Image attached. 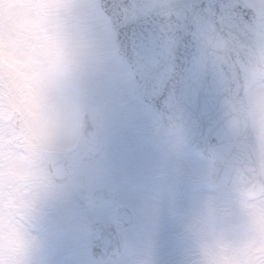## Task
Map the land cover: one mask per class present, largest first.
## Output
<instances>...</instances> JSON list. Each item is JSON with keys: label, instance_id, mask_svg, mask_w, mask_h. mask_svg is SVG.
Masks as SVG:
<instances>
[{"label": "rangeland", "instance_id": "374dc122", "mask_svg": "<svg viewBox=\"0 0 264 264\" xmlns=\"http://www.w3.org/2000/svg\"><path fill=\"white\" fill-rule=\"evenodd\" d=\"M252 3L259 10V42L264 55V47L260 41V32L264 27V0H252ZM60 7L64 17L62 24L69 30L72 38V54L52 72L38 74V87L30 114L33 122L41 129V134L38 139L30 138L21 144L14 139L15 128L11 121L0 118V264H96L88 254V246H85V241L89 237V225L66 224L59 232H51V227L47 223L50 207L45 204L49 193L35 192V183L32 188L30 185H25L29 180L32 182L46 180L45 168L40 159L41 148L38 145L39 142L44 143V140L51 146L64 148L63 152L69 156L71 164L77 165V170L81 167L76 141L80 129L81 109L83 115L85 105L81 97L86 88L92 90L91 99L93 98L94 105L99 103V99L104 95L122 92L127 94L130 88L127 79L129 73L113 58L111 30L100 12L98 1L61 0ZM75 54L76 59L73 58ZM125 74L127 78L121 76ZM84 79L86 81L82 85ZM107 79L113 85L108 86L110 83L105 81ZM257 96L261 107L256 105ZM248 99L254 111L253 122L261 126L259 123H264V71L255 79ZM122 100L129 108L128 100L125 97ZM259 110H263V114H260ZM129 114L133 117L131 110ZM123 123L129 127V122ZM130 126L132 131L130 140L134 139L142 146L147 140L148 128L145 125L132 128V121ZM112 127L114 131L122 128L124 130L121 123L118 125L115 122ZM141 129L144 130L143 135ZM123 137L125 141H118L128 145L129 149L138 145L131 144L127 136ZM150 140L151 137L147 140L149 144L144 146L145 150L142 151L138 147L135 151L131 150L127 153L126 160L123 156L119 157L118 160L121 161L119 166L110 164L107 160H103V163L95 161L90 163L85 171L92 170L97 175L101 172L105 177L115 171L125 176L128 170L131 173L130 182L135 186L136 195L139 191L143 194L155 191L154 187L159 181L158 175L162 172L160 166L166 161L171 163V172L176 180L179 179L176 175L184 178V169L177 159L169 154V148L167 146L163 148L161 144L163 142ZM74 148L75 150L72 151ZM147 155H150L151 160L147 159ZM20 157L22 159H19ZM196 161V172L199 173L203 170L205 161L200 159ZM35 171L37 172L33 173ZM87 176L91 177V174ZM160 180L162 181L159 182L168 188L178 186L180 200L186 205L189 215L200 206L203 198L211 193L204 184L187 189L183 181L178 180L179 185H177L163 177H160ZM85 182L93 183L92 180ZM163 184H158L162 192H164ZM57 194L58 197L62 195L60 192ZM29 199L30 203H28ZM145 200L146 205H138L141 214L140 223L144 227L143 236L135 237L131 255L107 264L114 262L131 264L141 254L148 252L154 256L152 257L154 264H160L159 259L169 253V250H176L177 241H190L183 232L186 224L184 219L177 224L174 232L173 225L170 226L158 215V210L155 208L158 205H149L157 201L151 198ZM98 215L93 214V218H98ZM164 229L166 238L163 237ZM158 255L161 256L157 257Z\"/></svg>", "mask_w": 264, "mask_h": 264}, {"label": "clouds", "instance_id": "9594fccd", "mask_svg": "<svg viewBox=\"0 0 264 264\" xmlns=\"http://www.w3.org/2000/svg\"><path fill=\"white\" fill-rule=\"evenodd\" d=\"M60 4L61 0H0V118L13 122L14 139L21 144L41 134L30 114L38 74L52 72L72 54ZM188 134L181 142L167 141L172 157H183ZM250 144L246 157L227 165L211 155L204 157L196 182L211 193L183 229L193 245L188 264H264V141L253 134ZM132 251L126 248L124 256ZM134 264L154 260L145 255Z\"/></svg>", "mask_w": 264, "mask_h": 264}, {"label": "snow or ice", "instance_id": "6c2138e0", "mask_svg": "<svg viewBox=\"0 0 264 264\" xmlns=\"http://www.w3.org/2000/svg\"><path fill=\"white\" fill-rule=\"evenodd\" d=\"M112 20L116 41L122 50L134 91L128 97L134 117L133 127L158 123L164 127L182 126L201 136L207 133L203 156L223 153L230 140L226 135L221 101L230 90L223 76L232 78L231 61L201 67L202 56L193 29L187 25L168 40L154 22L142 17L125 20L126 0H108L103 6ZM210 19L224 40L244 43L257 19L252 0H198L192 5ZM232 57L228 51L226 59ZM110 200L106 198L103 203ZM136 199L130 196L114 213L113 226L124 229L134 220Z\"/></svg>", "mask_w": 264, "mask_h": 264}, {"label": "water", "instance_id": "95a60500", "mask_svg": "<svg viewBox=\"0 0 264 264\" xmlns=\"http://www.w3.org/2000/svg\"><path fill=\"white\" fill-rule=\"evenodd\" d=\"M100 2L103 6L108 0H100ZM126 2L129 7L121 12V16L125 20L142 17L154 22L160 33L168 40H173L178 31H183L187 25H191L193 39L201 50L202 68L213 63H229V60L231 61L232 78L229 79L222 74L223 82L230 90L221 101L224 127L230 143L223 153L211 155L209 150L208 156L211 155L226 165L246 157L251 150L250 137L253 135L246 95L252 81L263 66L257 42L258 15L255 24L249 29L246 41L240 43L231 39L224 40L215 32L210 19L194 11L192 5L198 0H126ZM110 23L113 27L112 20ZM113 30L115 34L114 27ZM116 44L119 54L126 62L117 41ZM229 50L232 52V57L226 59ZM83 128L84 134L80 139V155L83 160H88L92 156L98 157L104 147V136L99 125L98 113L91 107L86 109ZM186 132L187 130L179 125L167 128L160 125L159 127L161 135H175L181 141L185 139ZM206 140L207 133L201 136L199 132L190 131L186 146L203 156L202 153L207 147ZM45 159L52 178L58 183L66 182L70 175L67 169V159L57 153H45ZM109 197L112 198L106 191H97L92 198L93 207L95 209L102 207L103 202ZM91 240L92 256L97 261H103L108 257L120 259L126 248H129V243L111 223L96 224L91 233Z\"/></svg>", "mask_w": 264, "mask_h": 264}, {"label": "flooded vegetation", "instance_id": "af4514ba", "mask_svg": "<svg viewBox=\"0 0 264 264\" xmlns=\"http://www.w3.org/2000/svg\"><path fill=\"white\" fill-rule=\"evenodd\" d=\"M99 104L100 122L105 134V140L107 144V147L105 149V151L107 150L105 153L106 157L108 155H113L117 153V147L115 146V139H117V135L112 125H115V122L116 124H118L120 118H123L127 114H129L130 108H128L125 104L119 103L117 101L115 103V98L108 99L107 97H105L103 100L99 101ZM85 172L86 171H80L77 173V175L72 176L74 182H76V180H79V182L82 183V180L85 181L86 178L89 179V177L85 175ZM92 181L93 183L89 182V187L87 189L84 188V190L81 192L82 195L88 197L87 192L93 187H105L112 190L115 193V206H105L104 208H102L101 210L103 211V217L101 220L113 221L115 216V209L121 207L130 196H133V193L127 192V190L123 189L122 184L124 182V178L119 175L118 172L108 173V175L105 177H103V173L101 172L98 173V175L94 174ZM73 186L76 188L75 183H73ZM78 189H80V187H78ZM134 197L136 199V196ZM136 205L138 204L136 203ZM119 230L130 240H133L136 235L134 230V224Z\"/></svg>", "mask_w": 264, "mask_h": 264}, {"label": "trees", "instance_id": "16d2710c", "mask_svg": "<svg viewBox=\"0 0 264 264\" xmlns=\"http://www.w3.org/2000/svg\"><path fill=\"white\" fill-rule=\"evenodd\" d=\"M70 197H74L71 193H70ZM53 223L52 224H59L58 219L53 215L51 217ZM185 246L182 247V251H179V253L175 256V257H167L165 262H161L158 261L160 264H171V263H175V264H188V260L192 254L193 251V245L190 241L185 242Z\"/></svg>", "mask_w": 264, "mask_h": 264}]
</instances>
